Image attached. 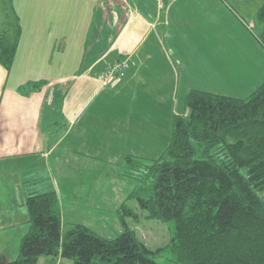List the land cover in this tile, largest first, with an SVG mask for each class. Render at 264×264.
Segmentation results:
<instances>
[{"label":"crops","instance_id":"obj_1","mask_svg":"<svg viewBox=\"0 0 264 264\" xmlns=\"http://www.w3.org/2000/svg\"><path fill=\"white\" fill-rule=\"evenodd\" d=\"M222 1L0 0V33L2 25L8 30L16 17L21 27L11 69L0 67V193L7 187L19 193L18 200L25 198V182L35 183L27 175L43 172L48 185L42 191L53 190L59 196L50 177L65 158L77 173H94L102 153L117 160L148 156L139 118L162 113L157 108L169 102L172 120L175 94L169 91L170 79L187 75V63L211 64L222 56L226 43L193 41L190 31L203 19L214 18L217 12L210 6L219 11ZM89 22L87 37L92 42L86 43L80 58L79 35ZM117 62L127 64L125 78L102 87L98 75ZM157 86L159 101L153 98ZM170 135L171 128L163 151ZM148 143L154 144V135ZM12 206L23 204L15 201ZM12 223L6 222L9 229ZM76 224L90 230L87 224ZM1 236L3 240L0 227Z\"/></svg>","mask_w":264,"mask_h":264},{"label":"trees","instance_id":"obj_2","mask_svg":"<svg viewBox=\"0 0 264 264\" xmlns=\"http://www.w3.org/2000/svg\"><path fill=\"white\" fill-rule=\"evenodd\" d=\"M256 19L264 48V0ZM20 35L17 17L0 33V67L6 71ZM185 108L172 117L160 159L124 158V177L137 182L127 199L136 200L148 220L173 223L164 250L174 264H264V82L245 100L190 91ZM24 186L28 232L17 259L5 264H38L47 257L73 264H156L153 255L160 250L152 252L126 226L123 216L135 215L125 205L124 230L114 240L80 225L63 235L57 193L32 190L31 182Z\"/></svg>","mask_w":264,"mask_h":264},{"label":"rangeland","instance_id":"obj_3","mask_svg":"<svg viewBox=\"0 0 264 264\" xmlns=\"http://www.w3.org/2000/svg\"><path fill=\"white\" fill-rule=\"evenodd\" d=\"M222 2L223 6L220 7L219 11H217L218 6H210L212 12H217L214 18L207 17L202 20V24L197 23L201 24L200 27L190 29L193 41L217 39L226 43L220 49H223L222 56L216 58V61L211 62V64L194 65L187 63V75H175L174 81L170 79L168 83L170 87L168 88L170 93L174 91L175 94V110L172 116L185 114V97L190 91L245 100L264 82V48L259 43L262 36V26L256 19L263 0H223ZM89 26L90 22L79 35L80 58L86 51L84 49L86 43L92 42L87 37ZM211 28H214V35H211L212 32L209 33ZM1 30L3 32L6 30L4 25H2ZM202 31L207 33L208 37L204 36ZM76 56L77 53L75 52L74 59ZM77 59L74 61L72 69L76 68ZM159 97H162L161 89L157 86V92L153 93V98L159 101ZM127 103L131 104L128 100ZM167 104L168 106L165 105V108L163 106L157 108L162 110V113L157 111L150 118H139L145 127L146 142L143 145L149 151L148 156L141 158L145 162L158 160L165 152L163 151L164 142L166 143L167 132L172 126L169 115L170 110H173V106L169 102ZM152 135H154V144L150 145L148 141L151 140ZM157 136L159 139L155 142ZM97 149L100 147L97 146ZM110 156L112 155L102 153L97 157L94 173L91 171L89 173H77L75 164L70 162L71 159L65 158L62 164L58 165L59 171L54 172L50 177L52 181L56 182L60 191L58 197L63 235L73 225H78L76 222H79V224H87L97 236L105 240H114L124 230V225L121 223L123 214L120 212V207L125 205L135 215V217L123 216L126 226L133 230L137 238L152 252L160 250L153 255L156 264H174L171 253L164 250V247L170 243L173 237V223L148 220L147 214L138 207L137 201L127 199L136 189L137 182L124 177L126 172L124 159H112ZM36 173L27 175L29 178H35V183L30 189L40 191L47 188L48 176L43 172H38V175ZM13 193L7 187L4 188L3 194L0 193V227L4 236L3 240L1 236L0 244L3 242L7 245L2 247L0 245V264L11 263L17 259L20 243L28 226L26 224L28 220L27 210L23 206H18L24 203V197L22 199L20 197L18 200L19 193L17 194L16 191ZM15 201L18 208L12 206ZM16 220L18 222L14 223ZM6 222H13L14 228L9 229ZM7 232L10 233L6 235ZM38 264L73 263L67 259L47 257L41 258Z\"/></svg>","mask_w":264,"mask_h":264},{"label":"built area","instance_id":"obj_4","mask_svg":"<svg viewBox=\"0 0 264 264\" xmlns=\"http://www.w3.org/2000/svg\"><path fill=\"white\" fill-rule=\"evenodd\" d=\"M115 2L117 0H106ZM127 70V64L124 62H117L114 64H109L104 69L103 73L98 76V80L101 83V86H107L109 82L115 78V80H121L125 77Z\"/></svg>","mask_w":264,"mask_h":264}]
</instances>
